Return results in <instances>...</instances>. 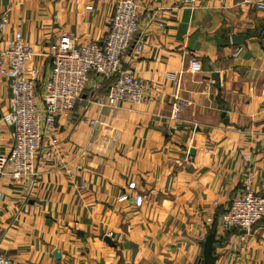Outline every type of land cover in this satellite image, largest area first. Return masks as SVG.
I'll list each match as a JSON object with an SVG mask.
<instances>
[{
    "label": "crops",
    "instance_id": "1",
    "mask_svg": "<svg viewBox=\"0 0 264 264\" xmlns=\"http://www.w3.org/2000/svg\"><path fill=\"white\" fill-rule=\"evenodd\" d=\"M121 1L0 0L3 39L22 32L42 87L57 36L102 41ZM134 1L146 32L126 69L152 86L140 103L111 105L92 74L72 117H55L38 178L0 179V252L13 264H199L249 172L264 195V0ZM9 101L0 73L2 155ZM217 238V264H264V222L245 240Z\"/></svg>",
    "mask_w": 264,
    "mask_h": 264
},
{
    "label": "built area",
    "instance_id": "2",
    "mask_svg": "<svg viewBox=\"0 0 264 264\" xmlns=\"http://www.w3.org/2000/svg\"><path fill=\"white\" fill-rule=\"evenodd\" d=\"M7 27V19L0 16V73L8 79L10 91V109L1 120L13 134L8 154H0V179L38 178L41 163L53 156L56 142L51 145L48 141L55 117H72L92 74L112 81L106 95L111 105L140 103L152 86L130 67L126 69V64L143 52L146 32L142 11L134 0H122L116 5L109 17L106 36L100 42H80L72 33H60L43 53L48 62V76L42 87L39 82L43 71L33 65L37 53L25 42L21 31L3 39ZM241 51L238 48L235 55ZM175 107L174 116L178 117L182 106L176 103ZM126 199L124 195L120 200ZM142 200L137 195L136 205L140 206ZM263 219L264 195L254 191L249 172L240 194L232 200L214 230L217 234L223 230L239 231L245 240ZM0 264H13V260L0 252Z\"/></svg>",
    "mask_w": 264,
    "mask_h": 264
},
{
    "label": "water",
    "instance_id": "3",
    "mask_svg": "<svg viewBox=\"0 0 264 264\" xmlns=\"http://www.w3.org/2000/svg\"><path fill=\"white\" fill-rule=\"evenodd\" d=\"M239 44V43H235ZM214 79L218 82L219 77L217 73L213 75ZM221 242L217 238V231L214 230L208 234L202 245V256L199 264H217L220 255L216 253L215 245H220Z\"/></svg>",
    "mask_w": 264,
    "mask_h": 264
},
{
    "label": "trees",
    "instance_id": "4",
    "mask_svg": "<svg viewBox=\"0 0 264 264\" xmlns=\"http://www.w3.org/2000/svg\"><path fill=\"white\" fill-rule=\"evenodd\" d=\"M111 82L112 81H110V80H106V82H105V87L107 88V91H108L109 86L111 85Z\"/></svg>",
    "mask_w": 264,
    "mask_h": 264
},
{
    "label": "rangeland",
    "instance_id": "5",
    "mask_svg": "<svg viewBox=\"0 0 264 264\" xmlns=\"http://www.w3.org/2000/svg\"><path fill=\"white\" fill-rule=\"evenodd\" d=\"M263 222H264V219L261 220L259 223H257V224L253 227L252 232H253L254 228H256L257 226H259V225L262 224Z\"/></svg>",
    "mask_w": 264,
    "mask_h": 264
}]
</instances>
